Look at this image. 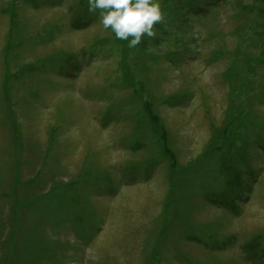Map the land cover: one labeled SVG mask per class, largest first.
<instances>
[{
  "label": "rangeland",
  "instance_id": "rangeland-1",
  "mask_svg": "<svg viewBox=\"0 0 264 264\" xmlns=\"http://www.w3.org/2000/svg\"><path fill=\"white\" fill-rule=\"evenodd\" d=\"M159 2L0 0V264H264V0Z\"/></svg>",
  "mask_w": 264,
  "mask_h": 264
},
{
  "label": "clouds",
  "instance_id": "clouds-1",
  "mask_svg": "<svg viewBox=\"0 0 264 264\" xmlns=\"http://www.w3.org/2000/svg\"><path fill=\"white\" fill-rule=\"evenodd\" d=\"M99 14L105 29L135 48L142 37L155 35L154 25L163 19L159 0H88V11ZM131 37V39H129Z\"/></svg>",
  "mask_w": 264,
  "mask_h": 264
}]
</instances>
